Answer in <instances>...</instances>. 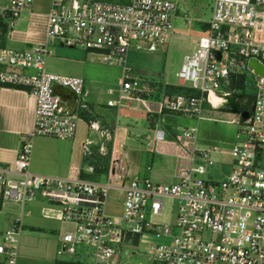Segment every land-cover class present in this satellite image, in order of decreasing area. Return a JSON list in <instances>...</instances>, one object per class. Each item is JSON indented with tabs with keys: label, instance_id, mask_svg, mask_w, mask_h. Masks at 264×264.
<instances>
[{
	"label": "built area",
	"instance_id": "1",
	"mask_svg": "<svg viewBox=\"0 0 264 264\" xmlns=\"http://www.w3.org/2000/svg\"><path fill=\"white\" fill-rule=\"evenodd\" d=\"M34 2L0 0V25L13 31ZM178 13V3L170 0H130L128 4L52 0L44 43L26 51L0 48V91L22 90L35 99L33 128L16 161L0 166V212L13 204L24 215V207L38 199L56 207L58 219L71 227L62 236L59 255L73 257L78 246H86L94 250L93 264H122L123 246L133 244L135 238L139 244L145 236H155L168 240L145 248L156 264H264V75L248 65L255 60L264 68V44L255 39L264 0H214L208 30L177 73L179 86L198 95H163L159 103L161 113L201 118L206 106L219 107L213 105L212 95L223 98L232 93L221 90L232 77H244L245 93L253 79L256 97L247 109L249 118L243 122L237 116L235 120L238 131L230 164L218 161L219 147L199 146L194 129L183 131L177 142L178 158L187 165L180 168L177 182L134 179L123 188V224L106 213L109 193L118 188V176L102 184L30 170L33 139H73L79 114L89 110L82 78L47 71V59L54 55L50 47L59 42L62 47L97 56L102 64L122 67L119 93L126 102L154 93L150 84L131 76L127 67L130 51L153 53L165 48L174 36ZM55 86L75 93L74 114L59 113ZM244 100L249 103L248 98ZM90 127L96 129L92 123ZM163 140L164 133L158 131L156 141ZM91 145L90 141L83 145L84 157L92 154ZM166 199L178 203L171 221L165 218ZM22 229V220L17 219L0 233V264L18 263Z\"/></svg>",
	"mask_w": 264,
	"mask_h": 264
},
{
	"label": "crops",
	"instance_id": "2",
	"mask_svg": "<svg viewBox=\"0 0 264 264\" xmlns=\"http://www.w3.org/2000/svg\"><path fill=\"white\" fill-rule=\"evenodd\" d=\"M51 2L52 0H35L33 6L17 23H26L27 30L24 32L6 30L3 37L0 34V48L14 47L16 48L14 50H19L44 43L47 11ZM178 5L177 17H180L185 11L179 3ZM211 14L208 19L198 18L196 20V22H205L206 25H199L203 32L208 30L207 23L211 19ZM190 24L191 21H188V25ZM192 38L194 47H196L200 37L192 36ZM255 39L258 43L264 44V15L260 17ZM68 74L86 73L80 67H76ZM155 89L151 95H136L125 102L121 101L120 87L109 88V91H106L100 82L87 80L89 110L79 114L75 137L65 141L44 137L33 139L30 170L39 175L69 179L83 178L102 184L109 183L115 176H118L119 179L115 182L118 188L111 190L110 193L119 192L123 206V188L136 178L150 177L155 181L165 178L164 184L177 182L180 168L187 165L178 158L180 150L177 143L179 136L185 130H195L199 146L219 147L221 153L217 159L220 163L230 164L232 162L231 146L234 144L238 131L235 115L219 112L211 105L206 106L201 118L161 113L159 103L163 94L162 91H158V87ZM170 92L167 90L166 94L176 96ZM109 94L116 96L112 99ZM142 101L150 111L145 109ZM252 105L253 102L251 107ZM34 111L35 99L29 93L10 88L0 91V166L10 165L16 161L22 142L33 128ZM91 123L95 124L96 129H91ZM158 131L164 133V140L161 142L156 141ZM86 141L92 143V154L89 157H84L82 153V147ZM145 141H148L147 145ZM147 148L151 149L153 160L166 161L167 166L162 169L161 173L154 172L153 165H148L144 170L142 165L138 164ZM55 208L44 209L43 207L41 213L44 221L56 222V224L35 222L30 226L34 233L39 234V237L33 238L41 243V249L25 250V257L19 253L17 264H32L37 260H41L43 264H58L53 252L59 249L62 236L70 231L71 227L58 219L59 211ZM51 229H58V236L49 234ZM57 254L59 255V251ZM75 258L77 260L75 263L85 264L84 255L75 256Z\"/></svg>",
	"mask_w": 264,
	"mask_h": 264
},
{
	"label": "rangeland",
	"instance_id": "3",
	"mask_svg": "<svg viewBox=\"0 0 264 264\" xmlns=\"http://www.w3.org/2000/svg\"><path fill=\"white\" fill-rule=\"evenodd\" d=\"M104 2H110L113 4H128L130 0H98ZM172 2H178L182 8L184 14L180 17H176L174 20L175 25V34L167 42L165 48L159 47L156 52L150 53L147 51H136L131 50L128 59L127 67L131 69V76L142 80L145 83L150 84V87L154 90L158 87V91H162L164 96L166 94L168 87L170 86H179V80L177 78V73L179 72L181 65L185 56L191 55L196 47H194V42L192 36L199 38L205 35V32L202 31L199 25H206L205 22H196L198 18L208 19L213 9L214 0H170ZM50 9V8H49ZM45 12V11H44ZM49 13V10L47 11ZM178 16V14H177ZM188 21H191V24L188 25ZM184 22V23H183ZM15 31L24 32L27 30L26 23L17 24L14 28ZM193 30V32H192ZM178 34V35H177ZM11 49H16L10 47ZM30 48L19 49V51H26ZM53 50L54 55L47 59L46 69L49 73L65 75H72L83 79L85 81V90L87 85V80L92 79L97 82H100L104 85L105 90L119 88L122 84L123 77V68L117 65L109 66L102 64L97 56L90 55L79 49H70L62 47L59 42L55 43L50 47ZM80 67L82 71L86 74H68L72 69ZM86 75L87 77H85ZM230 84L225 88H222V91H230ZM167 89V90H166ZM231 92V91H230ZM256 86L253 79H249L247 85L246 96L250 103L248 104L247 109H251V103L256 97ZM108 95V93H106ZM110 96V94H109ZM116 95L110 96L112 99ZM87 99V98H86ZM88 101V99H87ZM252 101V102H251ZM209 106V105H208ZM210 107V106H209ZM217 109V107H214ZM236 120H238L237 116ZM233 118V117H232ZM182 135V134H181ZM237 135V134H236ZM236 142V138L234 144ZM148 141H145L147 145ZM233 144V145H234ZM231 146V149L233 147ZM148 147V146H147ZM153 154L150 148H147L142 159H140L139 165H142L143 169L146 170L148 165H153L154 172H162L163 168H166V161L163 162L161 159L153 160ZM164 174V173H162ZM150 178V177H148ZM152 179V178H150ZM153 180V179H152ZM154 182L158 184H164L165 178H160V180ZM121 200V194L116 191L110 193V199L106 206V211L111 215L115 222H123L120 220L123 214V206ZM165 214L167 220H172L175 218L176 210L178 208V203L171 199H166L164 201ZM54 208L50 205L49 202L38 199L33 203L27 204L24 207V215H21V207L13 204L7 205L5 209L0 212V233H4L13 226V223L18 219L22 220L23 229L20 235V246L19 253L22 257H25V250H38L41 249L42 245L40 242L35 241L33 237L38 236L36 232L31 229L32 223L37 222H46L52 223L53 225L56 222H47L44 221L41 209ZM55 210H58L55 208ZM30 215H27L29 214ZM49 230V229H48ZM51 235L58 236V229H51ZM37 238V237H36ZM52 238V237H51ZM37 242V243H36ZM168 242L167 239L157 238L155 236H145L141 239V242L138 245L126 244L122 247L121 260L122 264H156L152 259L146 254L145 248L154 245V244H164ZM62 244L58 250L53 252L55 260L58 264H73L77 260L75 256L80 257L84 255L85 264H93V254L94 250L86 246H78L76 255L73 257L63 254L58 255L57 251H60ZM74 258V259H73ZM32 264H43L41 260L37 262H32Z\"/></svg>",
	"mask_w": 264,
	"mask_h": 264
},
{
	"label": "water",
	"instance_id": "4",
	"mask_svg": "<svg viewBox=\"0 0 264 264\" xmlns=\"http://www.w3.org/2000/svg\"><path fill=\"white\" fill-rule=\"evenodd\" d=\"M253 2L255 0H252ZM218 58H220V54L216 53ZM248 65L251 69L255 71L256 74L263 76L264 68L262 65L258 64L255 60H250ZM53 93L60 98L59 104V113H70L74 114L77 108V96L70 89L64 88L61 86H55L53 88ZM225 99V103L217 108L219 112L232 114L235 116H240L242 121H246L250 116V111H240L242 107L246 106L247 103L244 100V97L241 94L231 93L229 95L223 96Z\"/></svg>",
	"mask_w": 264,
	"mask_h": 264
},
{
	"label": "trees",
	"instance_id": "5",
	"mask_svg": "<svg viewBox=\"0 0 264 264\" xmlns=\"http://www.w3.org/2000/svg\"><path fill=\"white\" fill-rule=\"evenodd\" d=\"M6 33V27L0 25V34L1 37H3ZM169 92L176 95H186V96H196L198 95L195 90H192L190 88H184V87H177V86H170L168 87ZM229 90L232 93L241 94L244 98H247L245 93V87H244V77L238 76V77H232L230 79V87ZM252 102V101H251ZM250 103V100H249ZM133 245H138V238H135L133 240Z\"/></svg>",
	"mask_w": 264,
	"mask_h": 264
},
{
	"label": "bare ground",
	"instance_id": "6",
	"mask_svg": "<svg viewBox=\"0 0 264 264\" xmlns=\"http://www.w3.org/2000/svg\"><path fill=\"white\" fill-rule=\"evenodd\" d=\"M211 101L214 106H221L226 102L225 99H223L222 97H217L216 95L211 96Z\"/></svg>",
	"mask_w": 264,
	"mask_h": 264
},
{
	"label": "flooded vegetation",
	"instance_id": "7",
	"mask_svg": "<svg viewBox=\"0 0 264 264\" xmlns=\"http://www.w3.org/2000/svg\"><path fill=\"white\" fill-rule=\"evenodd\" d=\"M249 104V103H248ZM248 104L246 105V106H244V107H242V109H244V110H247V106H248ZM251 106V105H250Z\"/></svg>",
	"mask_w": 264,
	"mask_h": 264
}]
</instances>
